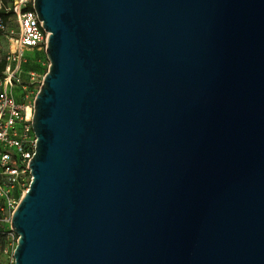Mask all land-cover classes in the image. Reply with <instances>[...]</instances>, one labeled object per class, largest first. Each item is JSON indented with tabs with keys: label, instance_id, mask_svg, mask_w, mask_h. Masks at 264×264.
Returning <instances> with one entry per match:
<instances>
[{
	"label": "water",
	"instance_id": "water-1",
	"mask_svg": "<svg viewBox=\"0 0 264 264\" xmlns=\"http://www.w3.org/2000/svg\"><path fill=\"white\" fill-rule=\"evenodd\" d=\"M50 34L15 264H264V0H33Z\"/></svg>",
	"mask_w": 264,
	"mask_h": 264
},
{
	"label": "built area",
	"instance_id": "built-area-1",
	"mask_svg": "<svg viewBox=\"0 0 264 264\" xmlns=\"http://www.w3.org/2000/svg\"><path fill=\"white\" fill-rule=\"evenodd\" d=\"M28 2L18 0L6 8L0 1V9L12 10L19 25L7 70L0 80V248L3 249L18 241L11 218L20 201L13 193L27 187L32 179L29 163L37 146L33 129L34 108L16 100L11 91L12 79L18 74L25 53L46 48L50 36L35 11H24ZM0 30H8L1 20ZM9 264H15L14 254Z\"/></svg>",
	"mask_w": 264,
	"mask_h": 264
},
{
	"label": "rangeland",
	"instance_id": "rangeland-1",
	"mask_svg": "<svg viewBox=\"0 0 264 264\" xmlns=\"http://www.w3.org/2000/svg\"><path fill=\"white\" fill-rule=\"evenodd\" d=\"M3 1V0H0ZM18 0H9L7 5L13 6ZM30 1V0H29ZM19 33V25L15 18H12L5 34H0V59H9L14 49L13 39ZM50 61L48 60L46 48L42 50L27 51L23 58L18 74L12 79L11 91L13 96L20 103L28 104L34 108V101L38 95L43 80L48 73ZM32 179L28 185L18 190V199L20 201L28 191ZM9 242V241H8ZM18 241L13 245H7L5 249L0 248V261L2 264H9Z\"/></svg>",
	"mask_w": 264,
	"mask_h": 264
},
{
	"label": "trees",
	"instance_id": "trees-1",
	"mask_svg": "<svg viewBox=\"0 0 264 264\" xmlns=\"http://www.w3.org/2000/svg\"><path fill=\"white\" fill-rule=\"evenodd\" d=\"M9 0H3L1 1L4 6L7 8L9 7L7 5ZM24 11L25 12H34V7H33V0L29 1L27 4H26V7L24 8ZM12 18H15L14 17V13L13 11H7L5 8L3 9H0V20L2 21L3 25L6 27V29H8V25H9V22ZM0 34H5V31H2L0 30ZM7 66H8V62L6 59H0V80L4 77V74L7 70ZM0 182H2V179L0 177ZM18 195V190L14 191L13 193V196L18 199L17 197Z\"/></svg>",
	"mask_w": 264,
	"mask_h": 264
}]
</instances>
